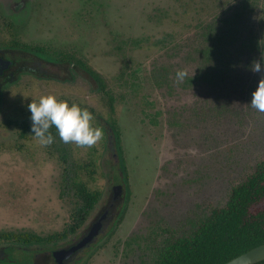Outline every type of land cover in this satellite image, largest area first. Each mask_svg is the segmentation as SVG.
Here are the masks:
<instances>
[{
  "label": "rangeland",
  "instance_id": "1",
  "mask_svg": "<svg viewBox=\"0 0 264 264\" xmlns=\"http://www.w3.org/2000/svg\"><path fill=\"white\" fill-rule=\"evenodd\" d=\"M12 33L86 61L124 95L113 114L121 155L106 128V99L81 74L30 58L0 88V229L61 230L74 201L72 191L61 192L62 150L32 133L19 136L31 100L76 103L104 127L91 146L63 142L73 170L100 191L89 220L112 185H122L112 216L68 264H152L166 237L190 233L264 158V112L250 105L260 73L249 68L264 52V0H0V46ZM131 37L149 41L122 54L117 43ZM202 49H210L200 69L209 80L182 88L173 74L185 67L187 51L201 56ZM123 65L128 89L113 79ZM157 65L173 77L170 86L155 84Z\"/></svg>",
  "mask_w": 264,
  "mask_h": 264
},
{
  "label": "trees",
  "instance_id": "2",
  "mask_svg": "<svg viewBox=\"0 0 264 264\" xmlns=\"http://www.w3.org/2000/svg\"><path fill=\"white\" fill-rule=\"evenodd\" d=\"M150 20L155 21L152 17ZM225 23L228 25L230 21L225 20ZM5 25L8 29L13 27L10 21L5 22ZM205 34L206 41L210 35L207 29ZM163 37H171V34L165 33ZM218 39L219 37L216 38ZM148 41V37H131L118 42L116 48L125 54ZM179 49L180 46L177 47V50ZM209 50L202 49L201 56L196 51H187L183 56L186 65L181 69L187 71V76L180 82L182 88L209 80L206 72H200L207 62ZM0 55L12 60L10 67L0 76V88L7 82L13 81L16 74L22 70L20 65L30 58L33 61L37 59L52 66L56 65L58 68L63 67L71 74H81L106 99L111 113L109 119L105 121L106 128L112 136L114 146L121 153V133L113 114L118 99L122 100L124 95L122 93L117 96L108 80L86 61L70 53L48 52L43 45L23 42L16 38L14 33L6 45L0 46ZM194 64L196 69H193ZM10 72H13V75H10ZM167 72L169 71L163 65L152 68V77L157 86L162 87L164 84L170 86L173 77ZM39 76L54 78L53 74H46L44 71ZM126 76V66L123 65L113 78L117 87L129 88L126 85ZM178 118L179 121L175 123L182 124L181 116ZM18 126L20 138L27 139L31 134L30 115L24 116ZM50 131L54 136L53 143L62 150L60 158L64 165L61 192L64 194L66 190H70L74 198L69 218L61 230L44 235L25 229H0V264H68L75 254L66 257L63 255V250L88 230L93 222L92 218H97L107 209L104 225L112 216L114 206L117 204V200L113 201L110 193L102 212L96 213L90 220L87 218L99 200L100 191L90 189L86 181L73 170V163L68 160L63 141L55 127L50 128ZM111 202L113 205L109 206ZM120 218L119 216L117 221ZM261 243H264V158L258 160L253 169L231 187L225 203L211 207L209 213L198 220L190 233L166 237L152 264H222ZM254 264H264V260Z\"/></svg>",
  "mask_w": 264,
  "mask_h": 264
},
{
  "label": "clouds",
  "instance_id": "3",
  "mask_svg": "<svg viewBox=\"0 0 264 264\" xmlns=\"http://www.w3.org/2000/svg\"><path fill=\"white\" fill-rule=\"evenodd\" d=\"M249 68L254 73H260L257 87L251 93L250 105L264 112V52L251 62ZM186 76L185 69L177 70L178 81ZM27 108L31 114V133L42 145L53 143L54 136L50 131L52 127H55L63 142H75L81 146H91L103 135L101 128L92 125L93 115L87 108L76 103L69 104L54 95H41L38 100H31Z\"/></svg>",
  "mask_w": 264,
  "mask_h": 264
},
{
  "label": "water",
  "instance_id": "4",
  "mask_svg": "<svg viewBox=\"0 0 264 264\" xmlns=\"http://www.w3.org/2000/svg\"><path fill=\"white\" fill-rule=\"evenodd\" d=\"M11 64V59L0 55V76L4 74V71L7 70ZM10 75H13V72H10ZM111 189L112 200L115 201L120 196L122 185L120 183L113 184ZM112 205L113 202L109 204V206ZM107 212V209H105L102 213H100L97 218H95L91 223L88 230L75 242L70 244L69 247L63 250V255L69 257L70 255L79 252L80 250L91 244L96 236L100 233L103 221L107 218ZM261 260H264V243H261L248 249L245 252L236 255L222 264H254Z\"/></svg>",
  "mask_w": 264,
  "mask_h": 264
},
{
  "label": "flooded vegetation",
  "instance_id": "5",
  "mask_svg": "<svg viewBox=\"0 0 264 264\" xmlns=\"http://www.w3.org/2000/svg\"><path fill=\"white\" fill-rule=\"evenodd\" d=\"M5 71H6V70H5ZM5 71H4V72H5ZM17 76H18V75L16 74V77H17ZM89 245H90V244H89ZM89 245H88V246H89ZM88 246H86V247H88ZM86 247H85V248H86Z\"/></svg>",
  "mask_w": 264,
  "mask_h": 264
}]
</instances>
